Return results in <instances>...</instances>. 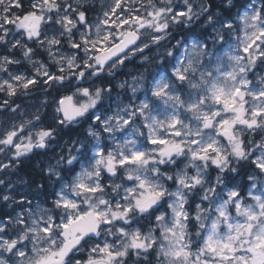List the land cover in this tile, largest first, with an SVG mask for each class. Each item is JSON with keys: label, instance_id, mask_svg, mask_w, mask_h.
<instances>
[{"label": "snow or ice", "instance_id": "6c2138e0", "mask_svg": "<svg viewBox=\"0 0 264 264\" xmlns=\"http://www.w3.org/2000/svg\"><path fill=\"white\" fill-rule=\"evenodd\" d=\"M88 6L86 0H30L24 8L23 0H0V44L21 49L30 63L38 65L34 77L9 73L10 80H0V91L14 96L18 88L28 90L41 77L46 85L77 81L73 85L75 93L57 101L55 111L58 115L54 120L61 127L79 123L90 109L96 108L103 93H111V88L90 90L79 82L103 72L111 74L131 56L143 54L149 48V41L158 45L165 39L170 23L190 22L210 7L199 6L201 12L197 13L189 0H183V8L177 10L173 9V0H161L160 6L147 0V5L141 3L146 13L142 16L132 0L128 3L113 0L103 13V24L114 16V30L102 33L98 25L93 36L86 20ZM207 19L211 22L213 17L209 15ZM242 19L246 24L243 52L249 55L226 52L225 56L232 62L229 68L221 66L219 57L214 68L206 65L203 57L211 64L213 54L207 50V45L194 44L196 55L186 56L184 60L177 58L171 76L155 81L148 90L151 95L146 93L139 104H130L103 118L98 113L92 114L98 125L88 129V135L96 141L92 145L89 165L56 194L53 209L58 211L41 210L29 220L18 216L15 221L11 217L8 222L0 221V264H125L130 250L146 259L154 248L157 255L164 258V264H264V192L252 195L254 204L243 205L237 190L222 187L225 175L236 171L230 157L241 160L250 154L234 128L237 125L252 130L264 127V87L250 86L252 81L247 79V73L256 67L258 59L264 66V6L251 15L245 13ZM50 23L60 25L59 35L42 37V24ZM78 24L83 25L85 31L81 32ZM247 28H251V32ZM13 29L20 32L21 38L10 41ZM74 29L79 32L78 41L74 38ZM141 29L151 30L153 34L148 41L137 43ZM64 36L69 46L78 51L67 56L60 53L57 58L60 37ZM25 39L45 49L61 74L51 73L43 62L33 60L35 53L23 42ZM218 39L224 37L218 34ZM168 55H172L171 51ZM19 63L8 55L0 56V72H8L9 65ZM261 83L264 84V77ZM177 84L190 90L187 99L181 97ZM132 91L135 93L136 88ZM75 95L85 97L86 101L74 102ZM246 96L252 100L247 110ZM7 104L8 101H4L0 107ZM137 120L147 128L146 136L136 125ZM209 129L214 134L205 131ZM55 131L54 128L42 129L33 141L32 135L26 134V124L13 125L0 139V145L14 147L19 157L33 148H45ZM118 131L125 133V138L115 143ZM102 133H107L115 143L112 150L101 145ZM139 137H145L153 147L147 148ZM217 137L226 138L228 147ZM258 147L262 155L253 162L264 174V141ZM81 149L86 152L87 146L75 141L67 157L62 156L57 165L71 167L79 163L72 152L83 156ZM210 165L219 170L214 181L206 178ZM162 166L172 171H163ZM121 168L123 178L132 186L102 183L104 175L111 180ZM189 168L194 170L193 174H189ZM48 173L50 177L60 178L56 167H50ZM166 182H171L175 190H169ZM106 187H110L118 199L105 198ZM222 194L226 198L221 199ZM190 196L193 203L199 199L195 215L191 217L188 211L192 206ZM165 197H168L171 218L166 219L164 213L155 216L159 237L152 228L147 233L132 228L134 220L151 216L155 206ZM3 200L8 201L9 197L3 196ZM205 203L207 207L203 206ZM230 206L242 220L232 217ZM209 217H213L210 223ZM189 223L198 229L194 234L188 231ZM13 224L20 228L14 236H9L8 229ZM221 225L226 228L223 234ZM102 235V243H94ZM109 236L115 239L109 242ZM194 242L195 252L192 251ZM85 251L86 258L79 255Z\"/></svg>", "mask_w": 264, "mask_h": 264}, {"label": "rangeland", "instance_id": "374dc122", "mask_svg": "<svg viewBox=\"0 0 264 264\" xmlns=\"http://www.w3.org/2000/svg\"><path fill=\"white\" fill-rule=\"evenodd\" d=\"M135 1L136 0H132L133 5L135 4ZM58 2H60V0H58ZM69 2H71V0H69ZM124 2L128 3L129 0H124ZM112 3H113V0H99V2H98V8H100L99 13L97 15L92 16L91 18L88 15H86L87 24H88L93 36H95V30H96V27L98 25L101 26L102 33L105 30H114L113 29V21L115 20L114 16L108 18L109 22L107 24H103V21L105 19L103 13H104V11L108 10V8L111 6ZM134 8L139 9L140 15H142V16L146 15L145 11L142 12L144 7L137 8L134 6ZM259 9H261V5L259 3H256L255 5L250 6L242 14V16L238 19L237 23L227 22L223 25L220 24L215 31L217 34H216L214 41H213V39H211V43H209V44H207L206 42H204V43L197 42L195 40L188 41L186 44L178 43L177 46L179 47L180 50L176 53L175 64L177 63V58H179L180 60H184L186 58V56H195L196 55V52L193 51V48H192V45H194V44L207 45V50L213 54L212 55V61H211V64H209L207 57H203V60H204V63L206 65H208L209 67H212V68H214L216 66L217 57L220 58V63H221V66L223 68H229L230 67L232 62L227 58V56H225L226 52H230L232 54L239 53L240 55H243V56L249 55V53L243 52V43L242 42L244 41L245 35H246V24H245V21L242 19V17L244 16L245 13H248L249 15H251L254 10H259ZM193 10L197 13H200L195 8H193ZM53 14H55V13H53ZM62 14L63 13H61V15ZM194 18L195 17H193V19ZM55 19L56 18H53V20H55ZM50 24H53V23H50ZM50 24H42V26H41L42 37L44 35H47L49 37L53 36V35H57V36L59 35L60 30L57 29V31H56L55 26H51L50 28H48V25H50ZM227 25H231V27H227ZM9 27L11 28V26H9ZM124 27H125V29L127 28V26H124ZM77 28L81 32L85 31L84 26L81 24H78ZM12 31L14 34H10V36H9L10 41L13 39H20L21 38L20 32H17L14 29ZM247 31L251 32V28H247ZM73 33H74V38L78 41L80 39L79 32H77L74 29ZM218 34L222 35L224 37V39L223 40L218 39ZM60 39H61V45L58 46L57 58L59 57L60 53H63L65 56H67V55H70V54L78 51V50L72 49L69 46L67 36L60 37ZM257 43H259V41H257ZM253 47H255V45ZM0 50H1L0 53H2V46H0ZM54 51H56V49H54ZM79 55L82 56L83 52L80 51ZM47 56H48V53H47ZM41 62H43L45 64V66L48 68V70L50 72H51V70H54V69L58 70L57 64L49 56H48V60H46V61L44 60ZM1 73L2 72H0V80H4V79L10 80L11 79V77L10 78L9 77L8 78H2ZM30 74L31 73H27V72L24 73V75H26V76H28ZM166 76L163 78L168 79L169 77L166 78ZM28 77H30V76H28ZM261 77H264V66L261 65L260 60L258 59L256 62V67L247 73V79L252 81V85H250V86L264 87V84L261 83ZM159 79H161V76L158 78V80ZM133 87L136 88L135 93L132 91ZM176 87H177V90H178L179 94L181 95V97L184 99H187V96H188L190 90L187 87H180L179 84H177ZM19 89H21V88H18L17 90H19ZM119 89H120V91L123 90V92H125L128 97L125 96V98H124V97L118 96L116 98L115 103L113 105L111 104L113 107L111 109V111H107L105 109L106 105H108V107H109L110 101L107 100L109 98L107 96V93H103L102 98H101L100 102H98L96 108L90 109L89 112H91L92 114L98 113L103 118L105 116H111V115L115 114L118 109H123L130 104L131 105L139 104L144 99V98L143 99L139 98L140 90H139V86H138L135 79H133V81L128 86L119 87ZM4 92H6V91H0V98L2 97V94ZM24 92H28V91L24 90ZM6 94H7V92H6ZM85 101H86L85 97H83V96L78 97L79 103H83ZM0 103H1V99H0ZM251 104H252L251 97L248 96L246 99V103H245V109L246 110L250 109ZM0 105H3V104H0ZM42 109H43L42 103L41 104L35 103L34 106L32 105L30 110H26L27 114H25V112H22L18 115V109H15L14 110L15 112L10 114V115H9V113L4 114V115H0V139L4 138L6 131L11 130L13 125L18 126L20 124H26V134L30 133L33 137V141H35L36 133H38L39 131L44 129V128H42V124L40 123L39 119L35 118L36 115H38L39 113H42ZM184 115H187V114L185 113ZM16 118H21V122L15 121ZM27 121H31L32 123L27 124L26 123ZM135 123H136V125L140 126L141 131H143L145 133V136H146L147 135V128L143 127L142 122L137 120V121H135ZM97 125H98V122H96L93 119V124L91 127L96 128ZM88 129H87L86 134L79 137V141L83 142L87 146V150H89V153L86 154L85 157L79 156V158H78L79 159V169L76 171L75 174L72 175V177L70 179H68L66 174L63 173L62 174L63 176H60V178L58 179L59 182H61L59 184V186L57 188L50 187L48 192L51 193V195H53V198L51 196H49V198H48L46 195H44L39 187H35L36 189L28 188L26 183H22V181L20 183H13L12 181H10L8 183V185H5L6 182H3V181L7 179V175H6V171L2 172V168L3 169H4V167L6 168L5 164L8 163L11 158L16 157V154H15L16 149L14 147H11V146L0 145V157L3 158V159L0 158V169H1L0 170L1 171L0 172V181L3 182V184L0 185V194H1L0 195V199H1L0 200V210L3 207L4 211L7 210L6 212L9 213L7 215V217H1L0 216V221L8 222L9 217L12 218V221H15L18 216H22L24 219L29 220V218L31 216H33L34 214L38 216L41 213V210H53L54 212L58 211V210L53 209V201L56 198V194L61 191V188L65 184H70L72 182L73 178L82 170L83 167H87L89 165L90 157L93 155L92 145H94L96 143V141L94 140L93 137L88 135ZM205 131L207 133L214 134L212 132V130H210V129L205 130ZM234 131L238 132L240 134V138L244 142L245 151L250 153L248 155L247 159H250L253 162L258 157H260L262 155V149L260 147H258V145H260L261 142L264 141V127L256 128L255 130H252V129H247L246 126H244V125H237L234 128ZM124 138H125V133L119 132V131L115 133V143L121 142ZM217 138L220 140L221 144H223L225 147H228L226 138H223V137H217ZM139 141L142 142L149 149L153 147V145H151L145 139V137H139ZM115 143L113 142L112 139H110L108 137L107 133L101 134V145L103 147H105L106 150H112L115 147ZM65 147H66V144L60 146V148H62V149H65ZM34 150H35V148H33L31 151L33 152ZM81 152H84V149H81ZM84 154H85V152H84ZM5 158H7V159L4 160ZM230 159L235 160L232 157H230ZM162 170L166 171L165 166H162ZM168 171L171 172L172 170L168 168ZM188 171H189V174L194 173V170L192 168H189ZM123 172H124L123 168L119 169L117 172V175L115 177H112L111 180L108 178V175H104L102 183L105 185H111V184L115 183V184H121L122 186H132L131 182H126L125 179L123 178ZM262 175L264 177V174H262ZM166 187L169 190H175V186L171 182H166ZM10 189H11V191H10ZM122 191H123V187L121 188V192ZM261 192H264V179H263V182H260V180L258 178L253 179V186L249 190V193H247L245 196H240V199L242 200L243 205L254 204L255 201L252 200V198H251L252 195H260ZM5 193L7 194V196L9 197L10 200H8V201L3 200L2 196H5ZM105 198L118 199V197H116V194L111 192L110 187H106V189H105ZM223 198H226V196L223 195ZM192 199H193V197L190 196L189 197V203L190 204L193 203ZM162 201H163L166 208L164 210L158 212L157 215L164 213V214H166V219H170L171 218V209L168 207V197H165ZM198 201H199V199L197 198V201L191 207H188L190 217L195 215L194 208H195V204L199 203ZM4 204L5 205L7 204V205L5 206ZM203 206L207 207L208 205L205 203ZM186 207H187V205H186ZM230 211H231L232 217L234 219H236V220H242L243 219L242 217L237 216V214L235 213L234 209L231 208V206H230ZM155 216L152 220V223H146V221L144 220V222H142V224L140 223V221H142L143 220L142 218H144V217H139L138 219L133 221L132 228H140L142 233H147L149 228H152L155 230L154 234L157 237H159L160 236V229L156 225ZM147 218H149V217H147ZM211 218H213V217H209L208 223H210ZM19 228H20L19 225L13 224V226L8 229V235L14 236L15 233L19 231ZM197 230H198L197 227H194L192 223H189L188 231L190 233L194 234ZM225 231H226V228L223 225H221V228H220L221 234H223ZM203 235H204V233L202 232L201 236H203ZM114 239H115V237H111V236L108 237L109 242H112ZM103 240H104V236L102 235L98 240L94 241V243H102ZM28 247L30 248L31 245L29 244ZM192 251L193 252L196 251L195 242L193 243ZM150 254H151V257L154 258L155 264H164V258L157 255V249L154 248V249L150 250L149 253L147 254V258L150 257ZM79 255L86 258L87 252L86 251L82 252ZM138 259H145V257L143 255L137 257V255L133 251L130 250L129 255L125 258V264H138L137 263Z\"/></svg>", "mask_w": 264, "mask_h": 264}, {"label": "flooded vegetation", "instance_id": "af4514ba", "mask_svg": "<svg viewBox=\"0 0 264 264\" xmlns=\"http://www.w3.org/2000/svg\"><path fill=\"white\" fill-rule=\"evenodd\" d=\"M204 5H207V3L205 2ZM193 8L198 10V12H201L200 7L195 6ZM173 9L177 10L180 8H173ZM208 9L209 11L199 15L198 19L197 17H195L190 22L180 23V24L170 23L169 28L167 30L168 34L165 39L161 40L158 45L152 44L149 41V48H146L143 54L137 53L136 55L131 56L129 60L125 61V64L123 65L122 69L120 66L118 69L114 70L111 74H109L108 72H104L99 76L90 77L86 81H81L79 83L83 87H89L90 90H94L97 87L111 88V93L110 94L107 93V96L109 97L107 100L110 101L109 107L108 105H106L105 108L107 111H111V109L113 108L112 105L115 103L116 98L118 96L124 98L125 96H127V94L123 92V90L120 91L119 89L122 83L124 84V86H128L133 81V79H135L140 90L139 98L143 99L146 93L148 95H151L150 91L148 90L151 89L153 83L157 81L160 76L165 77L167 75L166 78L171 76L172 65L175 64L176 53L180 50L179 47L177 46L178 43L186 44L188 41L195 40L197 42H202V43L206 42L207 44H209L211 43V39H213L214 41L217 34L215 32L217 26L215 27L212 26V28L209 29L207 26L212 25L214 21L212 20L211 22H209L207 17L209 15L214 17L215 11L211 7H209ZM199 33H200L199 37L195 38L194 35ZM152 34L153 33L151 30L145 32L143 29H141L139 33L140 35L139 43H141V41H148L149 36ZM169 51H171L172 53L171 56L168 55ZM34 57L35 55L32 57L34 60L44 61V59L42 58L35 59ZM145 57H147V59H145ZM16 60H19L20 63H22L21 62L22 59H16ZM30 65H32L33 67L32 75H30V77H34L36 75L35 67H37L38 65H33L32 63H30ZM51 73H54L56 75L61 74L56 69L51 70ZM42 80L43 78L41 77L35 85L29 87L28 92L25 93L26 95H24V97H26V99L28 98L30 101L28 99L27 100L30 103L27 102L26 100V102L24 101L25 103L24 105H27L26 110H30L32 105L34 106L35 103L43 104L42 113L36 115L35 118L37 119V117H39V121L42 124V128L56 129V131L54 132V136L52 139L47 141V146L45 148H35L33 152L30 151L22 154L19 157L16 156L14 158H11L9 162L6 163L7 167L5 169L2 168V172L6 171V175L8 176V179L3 181L6 182L5 185H8L10 181H12L13 183H19L22 181L23 183H26V185H28L30 181L29 174H31L29 170H32V174L35 176L36 179L34 184L38 183L37 185L35 184V186L37 187L40 186L39 188L42 189L41 191L45 195L47 193L48 188L50 187L57 188L61 183L59 182L58 178L50 177L49 173L45 170H48L50 167H56V170L59 171L61 174L60 176H63L62 174L65 173L67 178L70 179L72 175L75 174L76 171L79 169V163H75L74 166L69 167L65 164L57 165V161L60 160L62 156L67 157L69 153V149L73 148L74 142L79 141V137L81 136V131L84 135L86 134L87 129L92 126L93 118H92V113L89 112L85 115L84 118H82L79 121V123H74L72 125H68L67 127H61L56 125L54 117L58 115V113H56L55 111L57 106V101L63 98L64 96L73 95L76 91L73 85H75L77 81L72 80L71 83L65 81L64 84L51 83L50 85H46L42 83ZM78 97L79 95L74 96V102L79 103ZM20 103L21 101L16 103L18 105L14 106L12 103L8 102L7 105L0 107V113H1L0 115H4L7 113H9L10 115L14 113L15 111H13V109L14 110L18 109ZM26 110L21 112L18 110V115L22 112H25V114H27ZM15 121L21 122V118H16ZM64 144H66L65 149L60 148V146ZM76 147H79V145H76ZM88 153L89 150L85 152L83 157H85L86 154ZM72 154L77 155L78 158L80 156V154L75 151H73ZM43 155L45 157H43ZM36 169H38V171ZM165 169L166 171H168L167 167H165ZM27 172H29L28 175H26ZM218 172L219 170L216 169L215 166L210 165L207 169L206 178H210L211 180L214 181ZM253 178L255 179L256 175ZM257 178L261 181L259 177ZM249 181L252 182V179L250 178ZM3 182L0 181V185L3 184ZM250 186H253V182ZM217 191L219 192L220 189L218 188ZM214 199L216 198L214 197ZM165 208L166 207L163 201L161 200L160 204L155 209L153 214L149 216V218L154 217L155 215L158 214V212L164 210Z\"/></svg>", "mask_w": 264, "mask_h": 264}, {"label": "trees", "instance_id": "16d2710c", "mask_svg": "<svg viewBox=\"0 0 264 264\" xmlns=\"http://www.w3.org/2000/svg\"><path fill=\"white\" fill-rule=\"evenodd\" d=\"M217 1L219 3H217ZM29 2H30V0H23V7L27 8L29 5ZM71 2H72V0H71ZM98 2H99V0H86L87 5H89L86 9V15H88L90 18L99 13L100 8H98ZM142 2L145 5H147V0H136L134 6L137 8H142V6H141ZM153 2L157 6H160L161 0H153ZM189 2L193 5V7L203 6L205 4V2L207 3V5H210L211 8L214 7L213 10L215 12H214V17L212 19L214 21V23L212 25L207 26L209 29L212 28V26L213 27L217 26V28H218V26L220 24L223 25L227 22L237 23L238 19L242 15V13L244 11H246L250 6L255 5L256 3H259L261 5V7L264 6V4H262V0H220V1L219 0H189ZM173 8H183V0H173ZM144 11H145V8H143L142 12H144ZM52 15H53V18H56L55 14H52ZM51 26H55L56 31H57V29L61 31V27L59 24H55V23L50 24V25H48V28H50ZM199 35H200V33L194 35V37L198 38ZM23 42L27 43L28 47H31L33 49V51L35 53V57H34L35 59H37V58L41 59L42 58L45 61L48 60L47 51H45V49H43L39 45H37V43H35V41H27L25 39ZM0 46H2V53H0V56L8 55L14 59H22L21 60L22 63H20V64L9 65L8 66V72H2L1 73L2 78H8V77L10 78L9 73H12V74L23 73L24 74L25 72H27V73H31L30 75H32V68L33 67H32V65H30V62L28 61V59H26L23 56L21 49H19V48L10 49V45L6 46L4 44H0ZM30 75H28V76H30ZM25 93H27V92H24V89H22V88L17 90V92L14 96H9L8 94H6V92H4L2 94V97L0 98L1 99L0 104H4L3 101H8V102L12 103L14 106H16V105H18L16 103L21 101V103L19 104L20 106H18V110L20 112L24 111L27 109V105H23L24 100L26 101V98L24 97ZM18 96H20V98H17ZM5 109H6V107H5ZM82 135H83V133L81 131V136ZM232 167H234L236 169V171L235 172H229L225 175L224 187H226L227 189L237 190L239 192L240 196H245L247 194V192L249 191V187L252 184V182L249 181L251 177L253 178L256 175L257 177H259L262 180V177H263L262 173L256 167V164L254 162H252V160H250V159H241V160H237V161L232 159ZM29 172H31V174H29ZM29 172H27V175L28 174L30 175V181H31L30 183L31 184H28V188L36 189L35 188V187H37V186H35L36 183L34 184V182L36 180L35 176L32 174V170H29ZM7 179H8V176H7ZM49 189L50 188L47 189V193L45 195L48 198H49V196H51L53 198V195H51V193L48 192ZM222 198H223V196H222ZM192 201H193V199H192ZM196 201H197V198H196L195 202ZM193 204L194 203H192L191 205H193ZM8 214L9 213L4 211V208L2 207L0 210V216L1 217H7ZM153 218L154 217L142 218L143 220L140 221V223L142 224V222H144V220L146 221V223H152ZM137 263L138 264H155V260L153 257H151V254H150V257H148L147 259H138Z\"/></svg>", "mask_w": 264, "mask_h": 264}, {"label": "bare ground", "instance_id": "6f19581e", "mask_svg": "<svg viewBox=\"0 0 264 264\" xmlns=\"http://www.w3.org/2000/svg\"><path fill=\"white\" fill-rule=\"evenodd\" d=\"M219 1H220V0H219ZM221 2H222V1H221ZM208 3H209V2H208ZM217 3H219V2L217 1ZM203 4H204V3H203ZM215 5H216V4H215ZM219 6H220V5H219ZM215 7H216V6H215ZM220 7H221V6H220ZM220 7H219V8H220ZM213 8H214V7H213ZM217 8H218V7H217ZM182 28H183V27H182ZM185 29H186V28H185ZM183 31H184V29H183ZM185 32H186V31H185ZM186 35H187V34H186ZM181 36H182V35H181ZM187 37H188V36H187ZM183 39H184V37H183ZM24 95H26V94H24ZM27 95H28V94H27ZM36 95H37V94H36ZM27 97H28V96H27ZM17 98H20V96H18ZM25 98H26V97H25ZM29 98H30V97H29ZM27 99H28V98H27ZM27 99H26V100H27ZM20 100H21V99H20ZM28 100H29V99H28ZM28 100H27V102L30 101V100H29V101H28ZM22 101H23V100H22ZM24 101H25V100H24ZM17 102H18V101H17ZM25 102H26V101H25ZM23 103H24V102H23ZM29 103H30V102H29ZM24 104H25V103H24ZM24 104H23V105H24ZM36 157H37V156H36ZM43 157H45V156L43 155ZM0 158H2V157H0ZM7 158H8V157H7ZM7 158H5L4 160H6ZM2 159H3V158H2ZM47 159H48V158H47ZM50 159H51V158H50ZM35 161H36V160H35ZM51 161H52V160H51ZM5 165H6V164H5ZM37 166H38V165H37ZM6 167H7V166H6ZM43 167H45V166H43ZM4 169H5V167H4ZM40 169H41V168H40ZM45 169H46V168H45ZM0 170H1V169H0ZM36 170L38 171V169H36ZM41 171H42V170H41ZM43 171H44V170H43ZM45 171L48 172V170H45ZM45 171H44V172H45ZM0 172H1V171H0ZM40 173H41V172H40ZM23 174H24V173H23ZM25 174H26V173H25ZM36 174H37V173H36ZM41 174H42V173H41ZM26 175H27V174H26ZM19 176H21V175H19ZM40 176H41V175H40ZM27 177H28V176H27ZM39 180H40V179H39ZM43 180H44V179H43ZM26 181H27V180H26ZM24 182H25V181H24ZM30 182H31V181H29V183H30ZM19 183H20V182H19ZM22 183H23V182H22ZM29 183H28V184H29ZM30 184H31V183H30ZM37 184H38V183H37ZM24 185H25V184H24ZM39 185H41V184H39ZM21 186H22V185H21ZM21 186H20V187H21ZM27 186H28V185H27ZM39 187H40V186H39ZM18 188H19V187H18ZM43 188H44V187H43ZM41 190H42V189H41ZM10 191H11V189H10ZM43 191H44V190H43ZM9 193H10V192H9ZM5 195H7V194L5 193ZM2 197H3V196H2ZM0 200H1V199H0ZM9 200H10V199H9ZM4 205H5V204H4ZM6 205H7V204H6ZM6 205H5V206H6ZM6 211H7V210H6Z\"/></svg>", "mask_w": 264, "mask_h": 264}, {"label": "water", "instance_id": "95a60500", "mask_svg": "<svg viewBox=\"0 0 264 264\" xmlns=\"http://www.w3.org/2000/svg\"><path fill=\"white\" fill-rule=\"evenodd\" d=\"M139 41H140V40H138L137 43H139ZM122 67H123V65L121 66V69H122ZM103 73H104V72H103ZM101 74H102V73H101ZM246 99H247V96L245 97V100H246ZM81 119H82V118H81ZM81 119H80V120H81ZM157 206H158V205H157ZM157 206H155V209H156Z\"/></svg>", "mask_w": 264, "mask_h": 264}]
</instances>
